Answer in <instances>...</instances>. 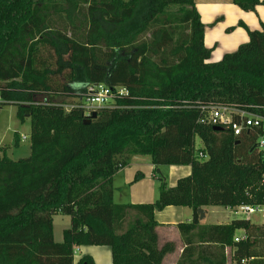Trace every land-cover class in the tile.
<instances>
[{
  "label": "trees",
  "instance_id": "obj_1",
  "mask_svg": "<svg viewBox=\"0 0 264 264\" xmlns=\"http://www.w3.org/2000/svg\"><path fill=\"white\" fill-rule=\"evenodd\" d=\"M234 3L246 12L262 4ZM205 29L195 0H0V105L30 121L32 151L20 161L0 154V264H96L91 256L76 262L75 251L101 246L112 249V264H163L175 245L159 247L158 212L192 209L193 222L179 225L185 237L204 208L264 207L256 134L236 138L200 122L206 106L264 107V27L215 63ZM101 84L130 95L96 117L65 110ZM135 156L192 173L163 184L154 204H116L123 188L115 179ZM57 215L72 221L62 243ZM202 229L236 249L235 264H264V226ZM240 230L246 238L236 243ZM194 251L187 247L178 264Z\"/></svg>",
  "mask_w": 264,
  "mask_h": 264
},
{
  "label": "crops",
  "instance_id": "obj_2",
  "mask_svg": "<svg viewBox=\"0 0 264 264\" xmlns=\"http://www.w3.org/2000/svg\"><path fill=\"white\" fill-rule=\"evenodd\" d=\"M195 1L198 7L197 9L201 15L202 22L206 26L205 45L207 48L213 50L209 62H219L226 54L236 52L240 46L247 44L250 41L248 31H260L262 30V27H264V0H260L262 4L257 6L256 11H254L257 13L258 17L253 14L254 12H246L242 10L234 3V0ZM215 21H217L216 25L210 27V25H212ZM241 23L248 29L246 30L241 27ZM138 157L140 156L133 157L131 164L122 170L118 177L126 176V174L130 171H138L141 173V168L144 167V164L140 162ZM154 167L155 166L153 165V168ZM172 167L178 168L182 166ZM183 167L190 169V176L192 168L190 166ZM144 196L146 197V195ZM147 203L154 204V202ZM227 210H229V212H226ZM203 211L205 216L203 219L200 216L199 226L188 233L185 237L181 234L179 225L190 224L193 222L194 212L192 209L169 207L156 214V220L159 224L157 227L159 247L162 248L167 243H173L175 245V251L165 258L163 264H178L181 261L185 250L189 246L194 247L196 251H194L191 258L188 254L187 259L183 264H189L191 260H196L197 264H222L224 259H226L227 264H235L233 257L236 249L230 246L218 244L215 242L217 235L208 233V231L203 230L202 227L227 226L232 224V222L238 220L233 218V212L237 214L236 209L208 207L204 208ZM247 220L256 227L264 226L263 222L262 224H254L251 219ZM235 238L245 239V231H238ZM187 240L188 242H186ZM76 251V255L79 254V260L84 256L92 257V255L89 254L90 251L87 247L77 248ZM92 258L94 259V257ZM79 260H76V262Z\"/></svg>",
  "mask_w": 264,
  "mask_h": 264
},
{
  "label": "rangeland",
  "instance_id": "obj_3",
  "mask_svg": "<svg viewBox=\"0 0 264 264\" xmlns=\"http://www.w3.org/2000/svg\"><path fill=\"white\" fill-rule=\"evenodd\" d=\"M196 8H198L197 4ZM197 11L199 13L198 9ZM253 14L258 17L256 12ZM217 21L212 23L210 27L216 25ZM240 26L246 30L248 29L242 23ZM17 111L18 108L15 105H0V154L6 152V155L14 161L27 159L31 156L32 152L30 144L31 123L28 120L26 123L22 124L18 119ZM17 134L20 138L19 146L16 145ZM24 137L27 138L26 141ZM196 141L197 150L203 151L204 145L202 141L199 138H197ZM138 159L144 164V167L141 168V173L138 171H130L128 172L130 174L127 173L126 176H119L115 179V187L117 189L123 188L122 193L121 190L116 191V204L141 205L148 204L147 202L155 203L158 201L161 186L163 184H166L167 188L175 187L178 180L188 177L190 174V169L183 166L178 168L172 166H155L153 168L150 157L140 156ZM144 195H146V197ZM226 212H229V210ZM233 213L234 219H251L254 224L264 223V208L262 212H256L254 214ZM132 215L134 214L132 213ZM71 225L72 221L68 216L57 215L54 217V239L56 243L63 242L64 231L70 229ZM87 248L90 251L89 254L94 257L96 264H112V249L110 247L101 246ZM75 256L76 260H79V254Z\"/></svg>",
  "mask_w": 264,
  "mask_h": 264
},
{
  "label": "built area",
  "instance_id": "obj_4",
  "mask_svg": "<svg viewBox=\"0 0 264 264\" xmlns=\"http://www.w3.org/2000/svg\"><path fill=\"white\" fill-rule=\"evenodd\" d=\"M130 92L127 88L118 87L110 88L106 85H92L89 86L83 94V98L72 105H64L66 111L79 108L84 111L85 116L91 117L98 110L109 108L117 109L116 101L121 98L129 97ZM1 101V98H0ZM164 109H172L173 107H163ZM205 113L201 119L202 124L227 127L230 129L236 138L242 137L245 133L253 132L257 139L254 145L255 149L262 154L264 158V107H237V106H209L202 107ZM26 141L27 138L24 137ZM201 158H206L203 153H200ZM263 207L260 206H241L236 208V213L254 214L262 212ZM243 238H235V242L242 241ZM77 253V251H75ZM75 253V254H76ZM244 260L242 263H246Z\"/></svg>",
  "mask_w": 264,
  "mask_h": 264
},
{
  "label": "water",
  "instance_id": "obj_5",
  "mask_svg": "<svg viewBox=\"0 0 264 264\" xmlns=\"http://www.w3.org/2000/svg\"><path fill=\"white\" fill-rule=\"evenodd\" d=\"M93 117H96V113L93 114ZM254 149H255V147H254ZM199 212L201 214V218L203 219L204 216H205L204 211L203 210H200Z\"/></svg>",
  "mask_w": 264,
  "mask_h": 264
}]
</instances>
